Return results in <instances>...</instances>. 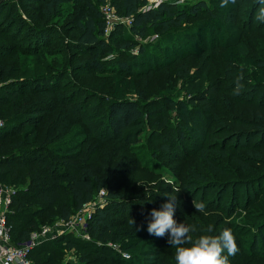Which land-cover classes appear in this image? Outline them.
Listing matches in <instances>:
<instances>
[{
	"label": "trees",
	"instance_id": "trees-1",
	"mask_svg": "<svg viewBox=\"0 0 264 264\" xmlns=\"http://www.w3.org/2000/svg\"><path fill=\"white\" fill-rule=\"evenodd\" d=\"M23 1L0 3L1 38L23 40L12 29L21 21ZM35 1L40 25L27 29L37 58L32 74H25L12 45L0 44V178L18 184L8 214L13 240H26L53 218L70 219L105 186L104 205L85 223L90 239L63 233L42 241L30 252L32 262L160 264L165 249H171L167 234H150L146 224L155 207L151 200L159 203L167 196L140 190L127 195L130 179L149 174L155 180L165 157L176 168L189 220L193 201L206 198L210 188L206 174L194 165L196 159L205 160L217 174L224 169L216 160L231 157L239 170H264V86L222 67L224 53L245 40L247 30L233 19L244 15L243 0H233L236 5L225 13L207 0H162L154 7H145L148 0H112L119 15L132 18L128 26H118V37H111L124 55L138 49L125 59L113 54L116 49L106 37L99 6L107 0H73V14L63 25L72 33L64 43L70 53L61 51L68 56L63 59L55 51L63 46L54 42L55 33L46 23L72 0ZM254 16L249 14L251 31L264 34V21L253 25ZM151 34L154 39L141 40ZM259 64L264 67V61ZM70 68L82 73L83 83L89 78L92 87L77 78L68 82ZM99 80L110 90L113 83L125 82L135 94L124 95L122 87L115 95H99L93 85L106 87ZM178 81L187 86V95L177 101L166 88ZM90 94L98 97L93 104ZM170 109L178 113L175 119ZM263 174L250 181L230 179L224 190L234 188L240 202L244 186L246 197L254 202L261 195L259 204L264 203V191L255 194ZM262 234L255 235L251 252L261 243L264 249ZM71 248L78 258L65 261Z\"/></svg>",
	"mask_w": 264,
	"mask_h": 264
},
{
	"label": "rangeland",
	"instance_id": "rangeland-1",
	"mask_svg": "<svg viewBox=\"0 0 264 264\" xmlns=\"http://www.w3.org/2000/svg\"><path fill=\"white\" fill-rule=\"evenodd\" d=\"M162 0H148V4L145 7H154ZM164 1V0H163ZM175 3H192L197 0H171ZM208 5L215 9L217 12L225 13L227 9H233L235 2L233 0H207ZM262 0H243L242 2V9L244 15H239L234 17V21L236 23H242L244 28L247 30L245 33V40L241 46L238 48H233L224 53L223 65L222 67L225 68H232L234 72L240 74L241 79L249 80L252 83L257 84V87L264 86V67H261L259 61H264V34L251 31V21L249 20V14H253L254 16V24L258 25L262 21L257 18L258 11L260 7H264V2H259ZM107 3L113 5L112 0H107ZM105 2V3H106ZM105 3L100 4V9ZM37 2L35 0H24L22 3L19 4V12L21 21L17 22L16 26L12 29L14 31L20 32V36L23 40H16L15 43L12 42L10 39L6 37H0V44H10L16 50L18 56L21 59V65L25 69V74L30 75L33 72V66L35 61H37L36 56L33 54V41L27 39L29 37V25L38 26L40 25L37 22V14L36 11L33 9V5H36ZM260 5V7H259ZM114 6V5H113ZM64 9L62 12L55 18L48 20L46 26L49 28L50 32L54 31L55 36L54 42H58L62 44V48H58L55 50L57 52L56 56L60 59H63L67 56V54L60 53L61 51L65 50V40L72 38V33L66 32L63 29V25L67 22L69 17L73 14L72 9L74 7V1L65 2ZM259 7V8H258ZM120 17H124L123 19L120 18V21L114 22L112 29L106 33V37H108V41L111 45L116 49V41L115 39H111L112 36L118 37L121 34V30L118 29V26H128L127 18L125 16L120 15ZM222 21H220L221 23ZM264 24V22L262 23ZM28 29V30H27ZM48 32V33H50ZM57 36H61V38H57ZM156 35L151 34L146 38L141 39L142 41L154 39ZM73 51V50H72ZM138 49L133 48L131 50V54L133 55L137 53ZM26 53V54H24ZM66 53H70L67 51ZM72 53V52H71ZM115 55H119L121 59L127 58L129 55H124V52L118 51L117 49L114 51ZM112 55H109L111 57ZM68 57V56H67ZM70 76L65 78L68 82L70 80H74L77 78L83 85L86 87H92L89 84V78L86 80L85 83L81 79L82 73L78 70H74L73 68L69 69ZM102 82V80H99ZM125 82H122L117 86L113 83V87L110 90V85H107V82H102L105 85V88H100L99 85H93V88L96 91H99V95H115V89H126L127 91L124 93L126 96H134L135 91L130 87H124ZM92 85V84H91ZM133 86V85H131ZM118 87V88H116ZM123 87V89H122ZM261 89V88H260ZM166 92L174 96L175 99L180 100L183 99L187 95V86L183 81H178L176 84L170 85L166 88ZM95 94H90L91 103H95L98 100ZM259 97V95H258ZM161 110H164V106H160ZM158 109V108H155ZM172 118L175 119L178 115L176 111L170 109ZM185 147H189L190 145L188 141L185 140ZM225 158V159H217L216 161L220 164V168L224 169L223 173L217 174L213 171L212 165H209L205 160L199 158L194 161V165L198 170H201L206 174L208 177L210 188L208 189L209 194L206 198L199 196L197 200H194V210L191 213L189 220L186 219L184 214L185 207L187 205V200L180 199L179 192L181 191V184L178 180V176L176 174V168L167 164V159L164 157L157 169L156 177L153 180L150 178L149 174H144V176L137 175L135 178L130 179V184L127 185V195L134 196L135 192L140 190L141 192L150 193L151 191H156L164 194L175 195L177 199V206L174 212V216L177 222H181L187 225L194 226L197 231H190L188 236L190 238H195L197 235L201 234L200 230H207L208 226H212L213 234L218 233L219 231L223 230L225 227L231 228L235 237L236 243L238 247V251L234 254L229 256V264L233 261L238 262V264H264V249L263 243L261 246L258 247L257 252L250 251V244H252L255 235L258 231H261L264 235V203L259 204V200L261 199V195H258L257 201H252L248 197L245 196V187L243 186L240 189V202L234 196L235 190L234 188H227L226 183L230 181V179H242V181H250L251 179H256L261 173H263V169L261 167H254L249 168L247 170H239L236 164L234 163V159ZM176 174V175H175ZM264 175V174H263ZM126 180L128 177L125 178ZM0 181L3 182L8 188L14 190L18 187L17 185L10 184L5 182L0 178ZM221 183V185H220ZM240 187L237 188V190ZM252 189V187H250ZM106 187L103 186L99 189L98 193L96 194L95 198L88 203L82 211L77 210L73 213L70 219L63 220L60 218H53L50 221H46L44 225H48L49 237L45 240L52 241L54 237L59 236L60 234H69L72 236L84 237L85 239H90L89 233L86 230L85 223L88 221L89 217L95 211V208L101 206L100 203L103 201L105 202V198L100 196V191ZM262 189L264 191V176H261L255 186V191L257 194L258 190ZM161 191V192H160ZM223 191V192H222ZM262 194V193H261ZM202 197V198H201ZM163 201V200H160ZM155 207H159L162 202L157 203L156 200H151ZM203 203L204 208H195V204ZM104 205V204H103ZM182 209V210H181ZM261 211V212H260ZM188 215V214H187ZM262 221V222H261ZM43 226V225H42ZM41 229V228H39ZM263 230V231H262ZM264 239V238H263ZM43 240V241H45ZM17 242V241H15ZM42 243V242H40ZM39 243V244H40ZM60 246L63 244L60 243ZM171 249H165V253L162 256V260L160 264H175L174 253L176 245H171ZM253 257V258H252ZM78 253L74 248L67 250L64 259L66 260H77ZM63 259V262H65Z\"/></svg>",
	"mask_w": 264,
	"mask_h": 264
},
{
	"label": "clouds",
	"instance_id": "clouds-1",
	"mask_svg": "<svg viewBox=\"0 0 264 264\" xmlns=\"http://www.w3.org/2000/svg\"><path fill=\"white\" fill-rule=\"evenodd\" d=\"M264 2V0H262ZM257 18L264 21V7H260ZM167 199L159 207L150 209V219L146 230L156 236L167 234V241L176 245L175 264H229V256L238 251L236 237L229 227L213 234L212 226L200 230L201 234L190 238V231H197L194 226L177 222L174 212L177 206L176 194H164ZM195 208H204L203 203L195 204Z\"/></svg>",
	"mask_w": 264,
	"mask_h": 264
},
{
	"label": "built area",
	"instance_id": "built-area-1",
	"mask_svg": "<svg viewBox=\"0 0 264 264\" xmlns=\"http://www.w3.org/2000/svg\"><path fill=\"white\" fill-rule=\"evenodd\" d=\"M101 11L106 20L105 32H109L112 29L114 22H118L120 18H124L120 17L115 7L107 2L103 5ZM125 18H127V23L131 24L132 18ZM1 124L2 121L0 120ZM13 193L14 190L8 188L0 181V264H34L30 258V252L36 245L49 237L50 229L48 225H43L41 229L32 231L26 240L15 242L11 233L12 228L8 221V214L11 211L13 202ZM104 193L105 190L102 189L100 196H103V198ZM87 204L79 210L82 211ZM103 204L104 202L102 201L100 205L102 206Z\"/></svg>",
	"mask_w": 264,
	"mask_h": 264
},
{
	"label": "water",
	"instance_id": "water-1",
	"mask_svg": "<svg viewBox=\"0 0 264 264\" xmlns=\"http://www.w3.org/2000/svg\"><path fill=\"white\" fill-rule=\"evenodd\" d=\"M3 1H5V0H0V3L3 2Z\"/></svg>",
	"mask_w": 264,
	"mask_h": 264
}]
</instances>
